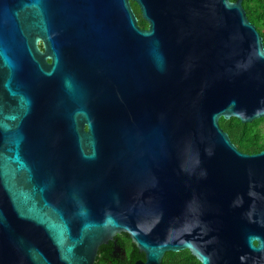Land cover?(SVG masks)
Returning <instances> with one entry per match:
<instances>
[{
	"label": "water",
	"instance_id": "95a60500",
	"mask_svg": "<svg viewBox=\"0 0 264 264\" xmlns=\"http://www.w3.org/2000/svg\"><path fill=\"white\" fill-rule=\"evenodd\" d=\"M244 0H0V264H264V39ZM135 2L148 28L139 25Z\"/></svg>",
	"mask_w": 264,
	"mask_h": 264
},
{
	"label": "trees",
	"instance_id": "16d2710c",
	"mask_svg": "<svg viewBox=\"0 0 264 264\" xmlns=\"http://www.w3.org/2000/svg\"><path fill=\"white\" fill-rule=\"evenodd\" d=\"M236 2L237 0H231ZM133 9L139 19V25L143 29H147L148 23L143 19L139 6L132 2ZM244 9L247 12L249 20L256 26L264 39V4L255 2L248 4L243 2ZM220 126L227 132L232 142L237 148L245 154H257L264 150V118L255 120L250 124H244L236 118L230 120L221 119ZM187 254L188 262L201 264L189 251Z\"/></svg>",
	"mask_w": 264,
	"mask_h": 264
},
{
	"label": "flooded vegetation",
	"instance_id": "af4514ba",
	"mask_svg": "<svg viewBox=\"0 0 264 264\" xmlns=\"http://www.w3.org/2000/svg\"><path fill=\"white\" fill-rule=\"evenodd\" d=\"M248 4L264 0H244ZM243 1V2H244ZM147 256L126 233L117 234L99 248L95 264H146ZM161 264H194L187 260L185 251L167 252Z\"/></svg>",
	"mask_w": 264,
	"mask_h": 264
}]
</instances>
